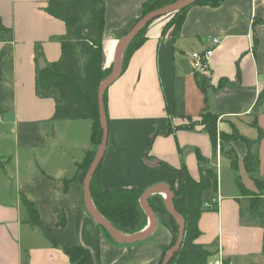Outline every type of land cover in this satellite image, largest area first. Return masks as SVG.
Listing matches in <instances>:
<instances>
[{"label": "crops", "instance_id": "0c3cea01", "mask_svg": "<svg viewBox=\"0 0 264 264\" xmlns=\"http://www.w3.org/2000/svg\"><path fill=\"white\" fill-rule=\"evenodd\" d=\"M144 1L106 0L104 68L113 66L117 46L134 27ZM47 2L0 0V264H71L61 246L85 249L86 264H159L173 241L169 216L154 212L156 228L146 240L112 242L86 210L83 172L77 168L93 148L92 121H53L54 100L36 94L37 52L46 64L59 61L60 37L66 33L65 23L46 12ZM166 21L149 26L146 41L107 90L101 185L146 191L164 184L174 191L178 176L163 164L185 167L196 181L202 166L212 168L218 189L206 192L204 203H220L202 213L196 243L211 252V259L220 251L224 264H264V228L242 223L237 201L242 187L256 190L253 177L264 178V138L258 139V128L264 132V101L254 110L264 90V0L193 6L176 38L171 31L163 34ZM212 39L220 44L203 91L197 79L206 76L193 71L191 54L210 47ZM221 81L224 86L218 87ZM204 109L218 116L219 132L230 135L236 129L258 141L253 176L245 169L248 146L241 139L227 145L236 153L237 168L230 155L221 154L219 143L213 156L199 118ZM23 197L37 208L40 226L27 222Z\"/></svg>", "mask_w": 264, "mask_h": 264}, {"label": "trees", "instance_id": "16d2710c", "mask_svg": "<svg viewBox=\"0 0 264 264\" xmlns=\"http://www.w3.org/2000/svg\"><path fill=\"white\" fill-rule=\"evenodd\" d=\"M178 0H145L142 4V13L138 18L139 22L147 14L171 5ZM223 0H197L193 5L170 15L171 17H159L156 20L167 18L163 34L171 31L173 38L180 35L184 24L186 13L193 6L218 7ZM46 12L51 16L62 20L66 26L65 35L60 37L61 57L59 61L47 63L45 69L36 67V94L40 98H50L55 102V112L53 121L65 120H90L92 149L84 153L83 160L77 164L79 171L83 172V180L93 162L96 152L101 144L103 130L101 127L98 89L99 86L112 73V67L104 68L103 63V35L105 26L106 0H48ZM150 22L126 47L122 56L121 72H123L132 54L146 41V32ZM136 22V23H137ZM135 23V24H136ZM43 58L42 51L36 55V63ZM198 86L204 91L208 86L206 78L197 79ZM224 86L223 81L218 87ZM106 97H104L106 109ZM264 101V90H262L256 100L254 110ZM200 122L204 130L208 133L213 156H217L218 143L222 155H230L232 167L237 168V156L235 151L229 147L228 143L241 139L248 146V153L244 159L246 172L253 176L258 169V156L253 151V146L258 141H251L243 137L236 129L232 134H225L218 131V116L207 109L200 115ZM254 125L257 126L256 122ZM193 126V125H192ZM187 127V126H186ZM259 137L264 138V132L258 128ZM198 159L202 162L203 157L198 154ZM101 165V164H100ZM171 171L177 174L179 187L172 190L174 193V207L176 212L185 222V234L179 251L175 254L169 264H209L212 257L203 245L196 243L200 235L198 223L204 207V195L206 192L218 189V173L212 168L202 166L200 168V179L194 180L185 167ZM100 167L95 173L91 185V196L96 210L112 225L124 235L130 236L141 232L148 227V216L144 212L140 198L145 192L138 187L105 189L101 185ZM256 190H249L242 187V199H237L240 205L241 222L247 225H258L264 228V178H254ZM23 204L28 213L27 222L40 226V218L35 205L26 198H22ZM153 211L162 212L169 216L173 226V241L166 249H171L177 242L179 226L174 218L169 214L166 201L162 194L156 193L148 199ZM108 238L118 244L109 232L100 226ZM59 247L60 245L55 244ZM62 250L69 257L71 264H86L87 252L81 247L61 246ZM264 253V237H263ZM159 264H162L163 258Z\"/></svg>", "mask_w": 264, "mask_h": 264}, {"label": "water", "instance_id": "95a60500", "mask_svg": "<svg viewBox=\"0 0 264 264\" xmlns=\"http://www.w3.org/2000/svg\"><path fill=\"white\" fill-rule=\"evenodd\" d=\"M197 0H178L177 2L165 6L161 9H158L156 11H153L146 16H144L139 22H137L134 27L131 29V31L120 40L113 63V69L112 73L100 86L98 89V104H99V115H100V121H101V127L103 130V136L101 144L96 152L95 158L93 162L90 165V168L88 169L85 179H84V203L87 212L89 213L90 217L94 219V221L105 228L111 237L120 244H133L139 241L146 240L148 237L152 235V233L155 231L156 228V218L155 213L153 209L150 207L148 199L151 195H154L156 193H165V199H166V207L169 212V214L174 218L176 223L179 226V234L176 244L169 249L162 261V264H169L170 261L173 259L175 254L179 251L181 244L183 242L184 234H185V222L183 218L176 212L174 207V193L167 185H156L154 187H151L150 189L146 190L141 198L140 203L141 206L146 213V215L149 218V224L148 227L138 233H135L133 235L127 236L118 231L111 222H109L107 219H105L95 208L92 196H91V190L90 185L92 182V179L97 172L98 167L100 166L102 159L105 155L107 143H108V118L106 114L105 109V102L104 97L109 89V87L120 77L121 75V66H122V55L124 53V50L126 47H128L132 41L135 39V37L152 21L159 17L164 16H170L172 14H175L179 11H181L184 8H187L191 5H193ZM37 66L40 70H43L46 68L47 64L44 58H40L38 60Z\"/></svg>", "mask_w": 264, "mask_h": 264}, {"label": "built area", "instance_id": "2783aa9c", "mask_svg": "<svg viewBox=\"0 0 264 264\" xmlns=\"http://www.w3.org/2000/svg\"><path fill=\"white\" fill-rule=\"evenodd\" d=\"M220 44L218 39H212V44L210 47L196 51L191 54V63L193 71L196 74L203 76H209L210 73V58L214 52V49ZM220 199H213L204 203V209L207 211H214L218 208ZM209 264H224L223 255L219 251V254L213 259L209 260Z\"/></svg>", "mask_w": 264, "mask_h": 264}, {"label": "rangeland", "instance_id": "374dc122", "mask_svg": "<svg viewBox=\"0 0 264 264\" xmlns=\"http://www.w3.org/2000/svg\"><path fill=\"white\" fill-rule=\"evenodd\" d=\"M168 17H171V16H168ZM168 17H167V18H168ZM167 18H166V19H167ZM204 78H207V77H204ZM5 164H6V163H5ZM9 169H11V167H9ZM164 195H165V193H164ZM166 199H167V198H166ZM166 199H165V201H166Z\"/></svg>", "mask_w": 264, "mask_h": 264}]
</instances>
